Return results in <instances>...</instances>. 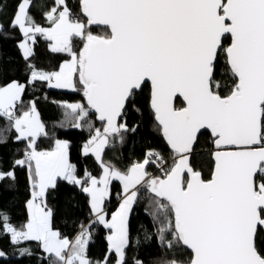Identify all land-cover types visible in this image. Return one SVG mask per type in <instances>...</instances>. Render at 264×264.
I'll list each match as a JSON object with an SVG mask.
<instances>
[{
	"label": "snow or ice",
	"instance_id": "snow-or-ice-1",
	"mask_svg": "<svg viewBox=\"0 0 264 264\" xmlns=\"http://www.w3.org/2000/svg\"><path fill=\"white\" fill-rule=\"evenodd\" d=\"M6 8L0 0V36L20 33L26 80L0 83L6 121L0 146L12 131V142L24 145L13 150L20 155L9 167L0 156V236L12 245L37 242L44 264H110L113 254L111 264H129V220L143 193L154 231L145 229L135 244L155 239L160 249L148 264H264V0H79L75 10L69 0H16L5 21ZM93 26L107 30L94 33ZM38 38L51 53L67 56L58 69L36 63ZM4 74L0 60V80ZM40 86L82 92L85 102H53L72 127L87 128L81 155L93 157L98 175L72 162L67 140L40 148L49 131L36 99H25ZM145 88L152 129L167 154L149 146L142 159L121 168L119 157L106 159L105 150L115 152L141 134V122L129 123V113L143 115ZM205 134L210 148L200 152ZM201 156L210 158L208 178ZM18 168L26 170L30 198L27 219L17 225L2 198L15 190ZM61 183L88 197V216L73 221L71 236L55 226L49 206ZM114 196L119 204L110 214ZM97 225L108 230L102 260L89 256ZM18 254L34 255L29 247ZM7 255L0 248V258ZM137 255L131 264H145Z\"/></svg>",
	"mask_w": 264,
	"mask_h": 264
},
{
	"label": "trees",
	"instance_id": "trees-1",
	"mask_svg": "<svg viewBox=\"0 0 264 264\" xmlns=\"http://www.w3.org/2000/svg\"><path fill=\"white\" fill-rule=\"evenodd\" d=\"M79 0H69L70 6L75 10ZM37 5L42 3H51V0H34ZM16 7V0H7L6 14L3 19L7 21L11 18L13 11ZM42 9L34 7L32 13L35 15L37 21L41 24L46 22L41 17ZM105 27L93 26L94 33H101L106 31ZM15 39H5L0 36V60L3 61V67L5 74L0 83H4L11 79H19L22 82L26 80L25 76V61L23 60L20 51L16 47V41L20 39V33L18 31L13 32ZM38 44L36 46V63L48 70L58 69L59 63L67 59V56L53 54L48 48V42L43 38H38ZM79 43V42H77ZM82 46V45H81ZM11 61L10 63L8 61ZM47 97V98H45ZM149 97V88H145L143 94L140 97V107L143 115L130 112L129 123L134 121L141 122L142 130L141 134L136 137L135 141L126 144L123 148H117L113 150H105V158L110 159L114 155L120 159L119 167L124 168L131 164L133 160H139L143 158L144 151L147 147H156L159 150L167 154V146L162 136L153 131L152 118L150 110L147 109V100ZM26 100L36 99L38 110L41 113V119L45 122L47 130L49 131L48 137H41L38 141L40 148L48 149L52 147L55 139L67 140L71 143V159L73 163H77L78 166L87 164L89 169L93 171V174H99L100 170L96 166L92 156L87 158L81 155L82 145L89 138L90 133L87 128L76 129L70 125V122L66 121L63 113L64 110L58 106L56 102H85L82 92L72 90H60L48 88L46 86H40L38 90L30 89L25 96ZM178 104L182 106V101H178ZM92 119H95L93 116ZM64 122V126L60 127V123ZM6 126V121L0 118V128ZM96 127H101V124L97 121ZM16 133L14 131L8 133L9 142L6 145L0 146V156L3 157L4 167H9L10 162L13 159L14 151L19 146L18 143L12 142V137ZM202 138L198 151L207 152L210 148V143L206 138ZM201 160L205 162V166L202 169L206 178L209 176V169L211 167L210 158L207 156H201ZM17 184L16 188L12 192L4 191L2 198V206L9 208L12 216V222L14 224H20L27 219L26 202L30 198L29 181L27 178L26 170L17 169ZM149 171L155 175H159L157 168L154 166L149 167ZM7 182H5V185ZM121 185L119 182H113V189L119 191ZM70 196L72 197L70 200ZM88 197L78 192L76 189L69 187L66 183H61L60 191L53 194L49 198V206L54 209L55 212V226L59 228L64 234L71 236L76 227L73 223L74 220H85L88 216ZM119 204V200L114 196L111 203L108 205L109 213L114 212ZM72 205H76L73 207ZM148 208V203L145 198V194L142 193L140 200L133 206V210L130 216L129 225L130 231L133 237V244L128 250L129 264H131V258L133 255H137V258L143 259L145 264H148L150 260L160 254V249L156 246L155 239L148 244L143 243L137 247L135 244V238L139 236L143 240L144 230L149 232L154 231V225L150 215L148 214L151 209ZM108 234V230L102 225L94 226L93 242L89 245V256L93 259L102 260L108 251L107 240L105 239ZM29 247L33 250L32 256H21L18 254V249ZM0 248H3L8 255L5 258H0V264H44V261L40 257L45 256L43 250L39 247L37 242H22L19 245H12L10 243L9 236H0ZM114 260V254L110 257L111 261Z\"/></svg>",
	"mask_w": 264,
	"mask_h": 264
},
{
	"label": "crops",
	"instance_id": "crops-1",
	"mask_svg": "<svg viewBox=\"0 0 264 264\" xmlns=\"http://www.w3.org/2000/svg\"><path fill=\"white\" fill-rule=\"evenodd\" d=\"M24 147V145L22 143L19 144V146L17 147V149H22ZM15 156H19L20 153L19 152H14Z\"/></svg>",
	"mask_w": 264,
	"mask_h": 264
},
{
	"label": "rangeland",
	"instance_id": "rangeland-1",
	"mask_svg": "<svg viewBox=\"0 0 264 264\" xmlns=\"http://www.w3.org/2000/svg\"><path fill=\"white\" fill-rule=\"evenodd\" d=\"M60 90H64V89H60ZM65 90H69V89H65ZM157 171H158V174L160 175V172H159V170L157 169Z\"/></svg>",
	"mask_w": 264,
	"mask_h": 264
},
{
	"label": "water",
	"instance_id": "water-1",
	"mask_svg": "<svg viewBox=\"0 0 264 264\" xmlns=\"http://www.w3.org/2000/svg\"><path fill=\"white\" fill-rule=\"evenodd\" d=\"M99 27H103V26H99Z\"/></svg>",
	"mask_w": 264,
	"mask_h": 264
}]
</instances>
